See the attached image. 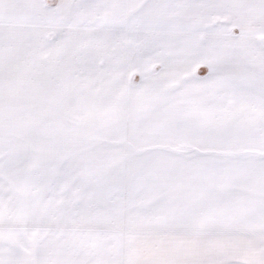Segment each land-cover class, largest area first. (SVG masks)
<instances>
[{"label":"snow or ice","instance_id":"snow-or-ice-1","mask_svg":"<svg viewBox=\"0 0 264 264\" xmlns=\"http://www.w3.org/2000/svg\"><path fill=\"white\" fill-rule=\"evenodd\" d=\"M0 264H264V0H0Z\"/></svg>","mask_w":264,"mask_h":264}]
</instances>
